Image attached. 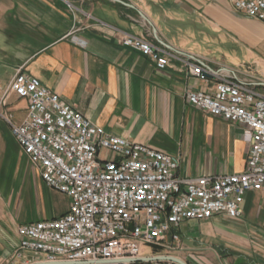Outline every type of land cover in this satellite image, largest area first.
Masks as SVG:
<instances>
[{
	"label": "crops",
	"instance_id": "1",
	"mask_svg": "<svg viewBox=\"0 0 264 264\" xmlns=\"http://www.w3.org/2000/svg\"><path fill=\"white\" fill-rule=\"evenodd\" d=\"M121 1L0 0V51L11 69L0 86L6 88L22 67L107 132L178 157L181 177L242 172L249 149L242 126L186 98L193 89L212 92L215 79L192 75L175 59L159 70L122 39L126 33L145 36L214 71L237 70L214 59L209 47L226 39L249 43L254 18L229 0ZM9 101L14 120H24L28 101L16 94ZM50 188L0 119V264H30L29 253L12 261L19 225L69 209L65 193L61 212L49 207ZM243 211L242 218L186 221L178 246L144 255L169 254L189 264H264V189L246 195Z\"/></svg>",
	"mask_w": 264,
	"mask_h": 264
},
{
	"label": "built area",
	"instance_id": "2",
	"mask_svg": "<svg viewBox=\"0 0 264 264\" xmlns=\"http://www.w3.org/2000/svg\"><path fill=\"white\" fill-rule=\"evenodd\" d=\"M229 1L235 10L264 23V0ZM122 44L148 56L159 70L175 59L192 75L215 79L212 92L193 89L186 98L201 111L242 126L249 146L245 169L181 177L178 157L107 132L20 67L6 88L0 86V119L10 125L46 184L65 193L70 205L58 217L19 225L12 261L29 253L30 264H185L139 258L153 257L144 255L147 245L178 246L186 221L220 214L242 218L246 195L264 189V68L262 78L250 68L214 71L130 33ZM12 94L28 101L21 122L14 120Z\"/></svg>",
	"mask_w": 264,
	"mask_h": 264
},
{
	"label": "rangeland",
	"instance_id": "3",
	"mask_svg": "<svg viewBox=\"0 0 264 264\" xmlns=\"http://www.w3.org/2000/svg\"><path fill=\"white\" fill-rule=\"evenodd\" d=\"M251 28L255 31V38H251L252 41L244 43L241 40L239 42L226 39L223 44L210 46L211 56L217 61L237 68V70H246L250 68L257 77L262 78V72L264 68V23L259 20L252 19L250 22ZM5 41V40H4ZM3 44V39L0 37V47ZM9 57L0 51V81H5L11 74L9 66ZM231 69V68H230ZM234 70V69H233ZM67 201L65 195L53 188L48 191V204L49 207L54 205V212L59 213L63 210ZM33 204L31 205V208ZM32 211V210H31ZM30 217L31 214H29ZM35 217V216H34ZM152 249L151 245H147L143 248V253Z\"/></svg>",
	"mask_w": 264,
	"mask_h": 264
},
{
	"label": "water",
	"instance_id": "4",
	"mask_svg": "<svg viewBox=\"0 0 264 264\" xmlns=\"http://www.w3.org/2000/svg\"><path fill=\"white\" fill-rule=\"evenodd\" d=\"M116 1L122 2L121 0H116ZM164 258L176 260V261L183 262V263L187 264L183 260H181V259H179L177 257H174V256H166V257L165 256L142 257V258H139V260H154V259H164ZM33 264H78V263H75V262H36V263H33Z\"/></svg>",
	"mask_w": 264,
	"mask_h": 264
}]
</instances>
